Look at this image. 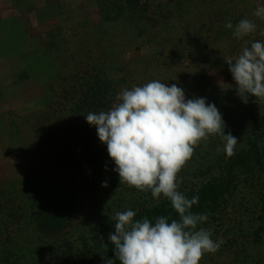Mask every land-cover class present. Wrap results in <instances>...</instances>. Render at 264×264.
<instances>
[{
	"label": "trees",
	"instance_id": "trees-1",
	"mask_svg": "<svg viewBox=\"0 0 264 264\" xmlns=\"http://www.w3.org/2000/svg\"><path fill=\"white\" fill-rule=\"evenodd\" d=\"M3 1L25 18L24 44L57 70L46 82L35 78L36 101L18 106L8 91L30 80L37 67L17 74L11 87L0 72V105H9L0 106V156L23 168L20 178L0 177V264H119L109 240L116 212L131 209L134 219L148 217L153 224L160 216L178 219L163 196L157 201L151 192L120 184L107 146L85 118L110 110L122 89L152 80L176 84L186 99L215 104L225 135L238 140L227 157L218 151L221 137H209L179 174V191L199 197L192 212L208 215L200 226L222 241L200 264H264V103L249 96L245 104L236 87L211 88L207 81L217 73L232 77L227 63L211 64L212 58H234L242 51L244 39L236 41L226 22L235 26L248 18L256 24L255 17L235 11L234 0H88L94 12L79 15L68 2ZM28 9L43 30L40 37L27 26ZM255 33L245 46L264 42L257 26ZM224 39H231V49L215 51L213 45ZM127 49L142 51L128 59ZM180 58L194 62L189 73L162 63ZM204 91L210 93L203 96Z\"/></svg>",
	"mask_w": 264,
	"mask_h": 264
},
{
	"label": "clouds",
	"instance_id": "clouds-1",
	"mask_svg": "<svg viewBox=\"0 0 264 264\" xmlns=\"http://www.w3.org/2000/svg\"><path fill=\"white\" fill-rule=\"evenodd\" d=\"M253 15L264 20V5ZM225 27L233 29L237 39L256 31V24L248 18L235 26L228 21ZM226 63L242 102L247 104L253 96L257 103H264V42L253 41ZM85 118L107 146L120 184L151 192L157 201L163 196L178 214V219L171 220L160 216L153 224L148 217L134 219L136 213L131 209L116 212L115 231L109 240L119 264H200L205 254L215 253L222 241H214L211 230L200 226L208 215L192 212L199 197L189 199L179 191V174L195 148L209 137L219 135L223 148L218 151L227 157L234 155L238 140L230 132L225 135L216 105L203 97L186 99L176 84L152 80L122 89L110 110L89 112ZM102 186L108 187L107 182Z\"/></svg>",
	"mask_w": 264,
	"mask_h": 264
},
{
	"label": "rangeland",
	"instance_id": "rangeland-1",
	"mask_svg": "<svg viewBox=\"0 0 264 264\" xmlns=\"http://www.w3.org/2000/svg\"><path fill=\"white\" fill-rule=\"evenodd\" d=\"M197 1L201 3V0ZM43 2H47L48 4L68 2L70 5H72V7L76 8L75 12L77 15H79V12L81 14L82 12H90L91 14L95 9L94 2L88 0H30V3L34 5H39ZM236 3L241 5L239 6L240 8L236 6ZM231 4V7H235V11L245 9L248 15L254 16L253 13L257 10V8L264 5V0H234V5ZM25 12L26 13L24 16H26V18L28 19L27 26L30 27L32 36H34L35 38L40 37V35L43 33L42 28L38 27V25L30 20L31 10L29 11L28 9ZM22 18L25 20V18L20 15L19 12L12 9L3 0H0V72L4 85L8 87H11V85H15L17 74L24 70L30 71V69H32L31 67H37L36 69H34V72L30 71L33 75L30 80H26L9 89V100L15 103V106L22 105L24 103H29L31 105V103L35 102L39 93V88L35 82V78L40 80L42 83L46 82L52 75H54L55 71L57 70V67H55L54 63L43 58L42 54L37 49L30 47L28 43V46L24 44L20 30V23L22 22ZM255 19L257 20L256 26L258 30L260 28L262 33H264V20L258 17H255ZM189 23H193V20L189 21ZM203 30L205 29L203 28ZM255 34H257V32ZM249 36L244 37V40L240 39L241 41H244L241 45L242 48H240V51L247 44L248 38H250ZM237 40L238 39H236V41ZM232 43L233 42L231 41V39H224L217 44H214L213 48L215 51L222 50V52H227L228 49H231V45H233ZM236 48L234 52L235 54L236 52H238L236 51ZM141 51L135 53L131 49H127L124 50L123 56L127 57L128 59L135 58L137 57L136 54H140ZM220 57L221 58L217 60H215L216 58H212L213 62L211 64L218 63V61L220 60V63H218L217 65L223 66L226 63L227 59L233 58V56H223V54L220 55ZM162 63H166V65H169V67L172 68L171 71H174V69L176 68L175 72L177 73H189L192 69L190 66L194 65L193 61L181 58L176 61L165 60ZM207 81L209 84L208 86L211 88L233 89L236 87V83L233 77L227 78V76H223L219 73L211 75L210 79H207ZM209 93V91H204L202 94L204 96L205 94ZM0 106L3 109H7L9 105H5L4 103H2ZM0 159V177H22L23 168L21 162L15 159L4 157H1Z\"/></svg>",
	"mask_w": 264,
	"mask_h": 264
}]
</instances>
